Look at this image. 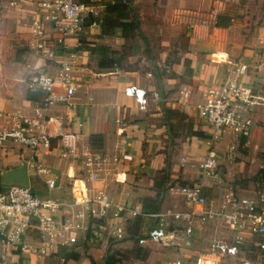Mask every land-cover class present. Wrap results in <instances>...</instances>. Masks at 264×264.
Instances as JSON below:
<instances>
[{
  "label": "crops",
  "instance_id": "crops-1",
  "mask_svg": "<svg viewBox=\"0 0 264 264\" xmlns=\"http://www.w3.org/2000/svg\"><path fill=\"white\" fill-rule=\"evenodd\" d=\"M49 1L0 0V131L26 118L52 121L51 148L34 153L15 143L0 147V174L28 163L31 190L63 203V221L83 212L80 222L87 229L68 233V238L75 237L71 245L58 244L63 239L57 236L47 255L39 253L36 232L25 235L23 244L0 239V264H174L180 253L208 256L213 241L225 236L224 227L194 221L191 243L181 251L145 238L160 227L161 215L172 225L175 212L194 210L187 188L200 186L208 199L219 201L232 192H251L244 188L245 181L257 183L264 175V36L237 33V4L242 0H132L133 11L125 22L138 17L140 30L134 40L126 39L120 27L98 22L86 26L89 16L103 17L107 6L119 1L92 0L84 3L94 13L86 17L83 32L65 42H60L50 11L43 9ZM215 7L221 13L212 19ZM199 15L208 23L192 27ZM38 18L44 21V38L34 34ZM42 39L49 44L38 50ZM258 42L263 46L253 47ZM102 47L109 49L106 57L114 61L112 67L100 66ZM65 62L73 65L76 92L62 101L66 90L59 88L58 102L46 107L44 93L31 88L28 79L40 73L55 75ZM242 68L246 73L240 75ZM236 83L253 87L263 101L253 110L255 127L249 140L233 133L219 139L197 106L211 91ZM129 87L144 90L146 103L127 95ZM212 151L219 164L213 176L204 175L203 164ZM94 153L107 158L108 178L100 187L114 207L105 219L91 216L86 205L77 203L98 189L85 166ZM38 167L48 173L40 175ZM166 173L170 181L162 186ZM49 179L56 181L54 189ZM158 194L163 202L153 213ZM119 206L126 209L122 215ZM129 210L139 215L131 217ZM242 256L255 259V250L248 245ZM206 260L229 263L220 256L215 263Z\"/></svg>",
  "mask_w": 264,
  "mask_h": 264
},
{
  "label": "built area",
  "instance_id": "built-area-1",
  "mask_svg": "<svg viewBox=\"0 0 264 264\" xmlns=\"http://www.w3.org/2000/svg\"><path fill=\"white\" fill-rule=\"evenodd\" d=\"M222 3L220 1V4ZM43 9L50 11V17L56 30L62 35L60 42L79 36L84 30L86 17L94 13L92 7L80 0H50L43 4ZM220 13V7H215L211 13L212 19ZM206 23L208 19L199 15L193 19L191 26ZM43 24L44 21L41 18L33 21L34 34L42 38L45 37ZM48 44L46 39H42L37 49L44 50ZM72 73L73 65L65 62L55 75L35 74L28 79V83L31 88L44 93V104L50 107L58 102L55 91L59 88L66 90V95L60 100L68 101L74 96L76 87ZM239 73L240 75L245 74L246 69H240ZM126 93L136 97L139 103H146L144 90L129 87ZM261 101H263V96L253 87L236 83L223 87L221 91H211L208 99L197 106V110L216 130L217 138H222L228 132L249 140L255 127L253 110ZM50 122L52 121L23 119L16 125L0 131V147L15 143L34 153L42 147L51 148V134L48 131ZM57 131L62 135L60 128ZM67 154L68 152L65 153ZM124 158L130 160L131 156ZM218 158L216 152H210L203 164L204 175L213 176L215 174L219 164ZM106 159L103 155L94 153L85 160V166L90 172L89 180L96 184L98 189L93 196L77 199L78 204L86 205L90 209L91 216L99 219H105L114 207L106 190L100 187L107 182L108 178ZM183 164L187 165L185 159ZM38 173L46 175L48 171L38 167ZM47 184L50 189H54L56 181L49 179ZM185 195L194 204V210L188 213L175 212L172 225L165 222L161 215L160 227L152 230L145 238L146 240L181 251L184 245L191 243L190 238L195 229L193 222L198 221L201 226L224 227L225 236L213 241L209 250L211 253L208 256L201 255L196 258L180 253L174 264H205L206 259L215 263L218 256L227 260L228 264H264V181L255 190L245 195H236L232 192L219 201L208 199L202 193L200 186L187 188ZM63 207L64 204L60 201L40 197L31 188L3 187L0 191V239L6 244H23L25 235L29 232H36L41 238L40 255H47L54 250V240L57 236L63 239L58 244L71 245L75 237L68 238V233L85 229L80 222L85 214L79 212L75 220L63 221L59 218ZM125 211L124 207H118L119 214L122 215ZM128 213L131 217L139 215L136 210H129ZM145 239H141L140 242L144 243ZM248 245L252 251L255 250V259L242 256Z\"/></svg>",
  "mask_w": 264,
  "mask_h": 264
},
{
  "label": "trees",
  "instance_id": "trees-1",
  "mask_svg": "<svg viewBox=\"0 0 264 264\" xmlns=\"http://www.w3.org/2000/svg\"><path fill=\"white\" fill-rule=\"evenodd\" d=\"M85 4L92 3V0H81ZM130 11H133L132 8V0H119L113 5H108L106 8V14L103 17L95 18L93 16H89L86 19L85 25L90 26L94 22L101 23L104 27L110 26L113 28L120 27L123 30V36L126 39H132L134 40V34L137 32V30H140V22L138 21V17H136L135 22L131 20V22H125V20H128L130 18ZM114 15H118V19H114ZM141 33V32H140ZM102 55L100 59V66L101 67H112L114 65V61L110 62L108 61L107 54H109V49L106 47H102L101 49ZM200 134V133H198ZM96 136H92V141L95 139ZM170 181V176L166 173L163 175V179L161 182V185L167 183ZM158 185H160L158 183ZM3 189V187L0 185V191ZM158 204L154 206L153 213H157L161 209V204L163 202V197L161 194H158ZM156 203V202H155ZM107 264H111V262H107Z\"/></svg>",
  "mask_w": 264,
  "mask_h": 264
},
{
  "label": "rangeland",
  "instance_id": "rangeland-1",
  "mask_svg": "<svg viewBox=\"0 0 264 264\" xmlns=\"http://www.w3.org/2000/svg\"><path fill=\"white\" fill-rule=\"evenodd\" d=\"M237 19L239 20L238 24L240 27L237 29L238 34L244 33L245 35H253L256 34L257 38L264 36V0H242L241 3L237 4ZM160 19L164 18V13L160 14ZM255 46H263L262 42H258L256 44H253V47ZM228 132H226L224 135H226ZM223 135V136H224ZM241 150H243L241 148ZM258 155H262L263 153L259 151L257 153ZM264 175L262 174L260 177V181L253 183L249 182V180H246V189L248 191L255 190L260 182L263 180ZM34 190L35 187L33 186ZM41 193V191H37ZM207 255V254H206Z\"/></svg>",
  "mask_w": 264,
  "mask_h": 264
},
{
  "label": "water",
  "instance_id": "water-1",
  "mask_svg": "<svg viewBox=\"0 0 264 264\" xmlns=\"http://www.w3.org/2000/svg\"><path fill=\"white\" fill-rule=\"evenodd\" d=\"M0 184L5 188L20 187L30 189L31 177L28 163H23L17 168L3 171L0 174Z\"/></svg>",
  "mask_w": 264,
  "mask_h": 264
}]
</instances>
